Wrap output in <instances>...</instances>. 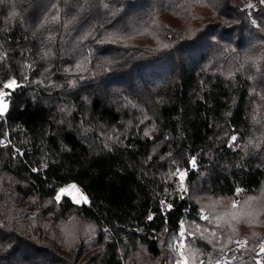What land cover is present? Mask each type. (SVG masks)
<instances>
[{"label": "trees", "instance_id": "trees-1", "mask_svg": "<svg viewBox=\"0 0 264 264\" xmlns=\"http://www.w3.org/2000/svg\"><path fill=\"white\" fill-rule=\"evenodd\" d=\"M0 89V264H264L261 0H2Z\"/></svg>", "mask_w": 264, "mask_h": 264}, {"label": "rangeland", "instance_id": "rangeland-1", "mask_svg": "<svg viewBox=\"0 0 264 264\" xmlns=\"http://www.w3.org/2000/svg\"><path fill=\"white\" fill-rule=\"evenodd\" d=\"M251 2V0H250ZM9 82V81H8ZM7 82V83H8ZM4 92V91H3ZM3 100H4V103H7V97L6 95L3 97ZM180 173H183V172H178L177 173V176H178V181H179V185L180 187L183 186L182 182H181V177H180ZM71 184H75L76 187L79 189V193L83 195V197H86L85 193L83 192V190L79 187V185H77L75 182H66L64 184H62L61 186H59L54 195H53V198L55 200V197L57 195V193L59 192V189L62 188V187H67L68 185H71ZM72 201L73 199L68 196ZM75 202V201H74ZM81 202H84L83 200H81ZM251 202L247 201V202H244L243 205H242V208H239V212L240 214H247L248 212L252 211L253 208H259L261 207L263 204H264V185L260 191V194L259 196L256 198V200L250 204ZM57 226H60L61 228L64 229V235H69V238L70 240H64L63 243H61L62 245L64 246H67V245H70L72 244V247H74V245L76 244V240H74V231L75 230H78L79 228H82V227H85L86 226V222L83 220V219H80L78 218L77 216H73L70 218L69 221H58L56 223ZM244 225V224H243ZM70 229H72V234H70ZM182 237V235H181ZM67 242V243H66ZM174 248H175V256L173 258V261H172V264H187V258L186 256L184 255L183 251H182V246H183V241L182 239L178 240V241H175L174 242ZM261 245H264V239H262V241H260V243L257 245V252H258V256L256 257L257 261L258 262H261V256L264 254V252L261 251ZM88 251H85L84 255L83 256H87L90 252L93 251V248H86ZM84 259V258H82ZM156 259H154L153 261H155ZM86 264H91V263H86ZM163 264H168L167 262H163Z\"/></svg>", "mask_w": 264, "mask_h": 264}, {"label": "snow or ice", "instance_id": "snow-or-ice-1", "mask_svg": "<svg viewBox=\"0 0 264 264\" xmlns=\"http://www.w3.org/2000/svg\"><path fill=\"white\" fill-rule=\"evenodd\" d=\"M0 2H2V0H0ZM262 3H264V0H261ZM249 7H251V5H249ZM14 86H16V81L15 80H11L8 83L4 84L3 87L4 88H13ZM5 95H9L8 93L3 92L2 89H0V113H3L7 110L8 105L7 103H4L3 97ZM235 139V138H233ZM36 169H34L35 171ZM185 175V173H180V177H181V182L183 181V176ZM70 196L73 201H75L76 203H80L81 200H83L84 202H87L86 197H83L82 194L79 193V189L76 187L75 184H71L68 185L67 187H62L59 189V192L57 193L55 200L58 202L60 201L62 196ZM163 203V201H162ZM233 207H235V204L233 205ZM149 219H151V217H149ZM205 219H207V217H205ZM214 235V233H213ZM243 246V245H242ZM261 251L264 252V245H261Z\"/></svg>", "mask_w": 264, "mask_h": 264}, {"label": "built area", "instance_id": "built-area-1", "mask_svg": "<svg viewBox=\"0 0 264 264\" xmlns=\"http://www.w3.org/2000/svg\"><path fill=\"white\" fill-rule=\"evenodd\" d=\"M0 115H1V113H0Z\"/></svg>", "mask_w": 264, "mask_h": 264}]
</instances>
